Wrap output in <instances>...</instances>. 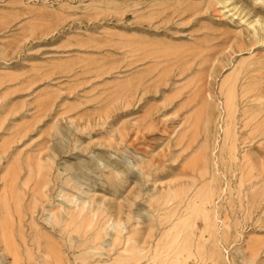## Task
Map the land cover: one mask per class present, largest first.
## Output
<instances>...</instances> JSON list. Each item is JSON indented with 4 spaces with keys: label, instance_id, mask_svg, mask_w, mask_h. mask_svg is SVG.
<instances>
[{
    "label": "rangeland",
    "instance_id": "1",
    "mask_svg": "<svg viewBox=\"0 0 264 264\" xmlns=\"http://www.w3.org/2000/svg\"><path fill=\"white\" fill-rule=\"evenodd\" d=\"M0 264H264V0H0Z\"/></svg>",
    "mask_w": 264,
    "mask_h": 264
},
{
    "label": "bare ground",
    "instance_id": "2",
    "mask_svg": "<svg viewBox=\"0 0 264 264\" xmlns=\"http://www.w3.org/2000/svg\"><path fill=\"white\" fill-rule=\"evenodd\" d=\"M15 263H16V261H15Z\"/></svg>",
    "mask_w": 264,
    "mask_h": 264
}]
</instances>
